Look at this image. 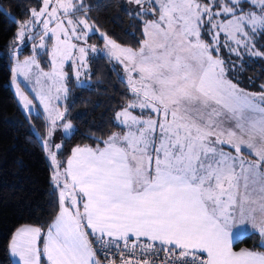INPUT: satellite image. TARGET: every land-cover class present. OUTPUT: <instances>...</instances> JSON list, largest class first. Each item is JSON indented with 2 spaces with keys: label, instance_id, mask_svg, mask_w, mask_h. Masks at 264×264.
I'll return each instance as SVG.
<instances>
[{
  "label": "snow or ice",
  "instance_id": "snow-or-ice-1",
  "mask_svg": "<svg viewBox=\"0 0 264 264\" xmlns=\"http://www.w3.org/2000/svg\"><path fill=\"white\" fill-rule=\"evenodd\" d=\"M43 2L47 11L50 0ZM130 2L143 5L145 0ZM158 3V20L146 24L147 38L138 51L108 41L110 54L127 62L128 83L136 97L117 113L127 130L110 134L102 148L76 147L62 186L57 164L52 179L60 189L58 215L42 249L40 227H21L15 233L11 254L19 264H41V255L47 264H100L84 227L99 245H106L105 237H110L127 247L129 237L137 242L144 237L148 243L141 246L142 253H155L159 247L175 257L173 264H264V252L232 247L233 228L238 225L250 224L264 237V92H245L227 79L224 62L212 54L218 50V32L213 33V44L201 39V25L207 22L206 31L219 28L248 48L251 38L245 25L251 26L253 34L264 35V0L216 3L224 15L232 16L225 23L213 22L219 12H213L211 0ZM57 4L67 13L71 0H57ZM0 11L7 15L2 6ZM31 15L44 12L33 9ZM55 15L53 10L50 16ZM80 23L88 27L86 21ZM50 31L58 44L62 43L59 32L68 36L60 22ZM249 51L264 56L254 46ZM79 52L83 65L85 49ZM62 58H70V53ZM133 73L138 79H133ZM54 75L63 78L64 73ZM21 97L28 108L32 101L22 93ZM41 102L47 110V102L43 98ZM129 108L148 109L155 117L140 118ZM62 118V113L50 116L53 125ZM62 127L67 132L72 125ZM47 135L51 137V129ZM220 144L230 145L237 155L225 153L217 147ZM242 146L255 159L246 161L240 155ZM49 155L56 163V155L51 151ZM121 264L131 261L122 258ZM137 264L151 261L145 258Z\"/></svg>",
  "mask_w": 264,
  "mask_h": 264
},
{
  "label": "trees",
  "instance_id": "trees-1",
  "mask_svg": "<svg viewBox=\"0 0 264 264\" xmlns=\"http://www.w3.org/2000/svg\"><path fill=\"white\" fill-rule=\"evenodd\" d=\"M222 1L225 0H211L212 10L220 9L216 3ZM200 2L209 3L210 0ZM42 3L43 0H0V6L7 12L6 15L0 11V264H15L10 255V243L19 228L26 225L40 227L44 233L59 212L60 189L52 179L54 173L42 143L48 124L39 113L27 115L11 87L17 33L21 25L32 19L31 10H39ZM158 12V5L153 3L130 6V0H80V5L68 14L72 18L85 19L94 26L96 32L88 37L87 43L95 46L97 52L89 58L86 85H77L68 66L63 120H70L75 129L70 136L60 140L57 155L60 177L76 147L102 148L103 141L110 134L123 131L116 121V114L133 99L121 76L122 65L104 52L103 36L124 47L139 50L145 40L144 28L149 22L158 20ZM208 28L207 22L201 25V39L213 44V29L209 32L206 31ZM252 36L254 47L264 53V35L255 33ZM35 39L32 42H36ZM32 42L23 44L18 52L19 58L35 55L44 67H49V51H34ZM234 42L220 35L215 42L218 50H213V56L224 62L228 80L248 92H262L264 56L237 55ZM82 203L79 204L81 210ZM84 230L89 240L95 238L87 227ZM258 243L257 234L246 235L236 240L234 248H256ZM41 264H46L44 259Z\"/></svg>",
  "mask_w": 264,
  "mask_h": 264
},
{
  "label": "rangeland",
  "instance_id": "rangeland-1",
  "mask_svg": "<svg viewBox=\"0 0 264 264\" xmlns=\"http://www.w3.org/2000/svg\"><path fill=\"white\" fill-rule=\"evenodd\" d=\"M65 2L67 3V0H65ZM145 3L157 4L159 7L158 0H145ZM130 4L132 5L133 3ZM79 5H80V0H71V7H69L67 13H65L63 8L58 7L57 0H50L47 6V11L44 10V2H43L42 7L39 10H37V12H44V15L39 17L32 16V19L29 22L24 23L26 27H24L23 37H20L18 35L21 30L20 27L16 38L17 46L13 53V58H12L13 79L11 81V87L17 97L20 106L27 115L31 113H39L43 115V117L45 118L48 124V130L49 129L52 130L51 137H49L46 134V137L44 138V140H42V143L45 147L47 160L49 162L51 169L53 170V173H55L56 171L57 164L59 165L57 159L59 147L56 148L54 147V145L59 146L60 140L64 136H70V134L75 129L73 123L68 119H64V120L63 118L56 119L55 125L52 124L50 119V116L52 118H55L58 113H62L63 117L66 114L64 105L68 92V82H67L68 66L71 68V72L76 80L77 85L80 86L86 85L88 83V78H89V58L91 55H94L97 52L95 46H91L87 43L88 37L92 33L96 32L94 26H91L85 19L72 18L68 15L69 13L73 12V10ZM53 10H55L56 12L55 17L50 16V13H52ZM258 11L259 8L257 6V12ZM213 12H219V15L213 17V22L215 23H225L227 22V20L232 19V18H226L227 16L224 15L222 9L221 10L214 9ZM69 20L72 21V24L68 23ZM80 21H86L88 27L86 28L84 24L80 23ZM58 22L62 24L63 28L68 30L67 37L63 34V32H59L60 41L62 42L60 44H58L57 42L56 34L50 31L51 29L56 28ZM45 23H47L48 30L45 29ZM73 27H75V33L72 32ZM248 27L251 26L245 25V30L249 33V37L251 38V43L249 47H252L254 46L253 45L254 43L252 42L253 33L251 28ZM217 32L219 33V36L220 35L227 36V34L224 31L220 30L219 28L213 29V33H217ZM77 37H79V39ZM34 38H36L35 39L36 42H32ZM103 38L105 40L104 52L112 59H116L115 56L110 54L111 45H108V41L109 40L113 41V40L106 36H103ZM238 38H240L242 41L244 40L243 37H238ZM27 42H32V47L34 51H38L40 53L45 52L47 50L49 51V56H48L49 58L48 63L50 64L49 67H44L42 65V62L39 61L37 58H35V55L34 57H28L25 59L19 58L18 52L20 49H22V46L24 47L23 44ZM215 42H218V39ZM114 43L118 45L116 42ZM69 44L75 45V47L68 48L67 45ZM41 45H43V47H41ZM235 45L236 47H245L243 43H241L240 45H237L235 43ZM118 46L122 48V46L120 45ZM80 48L85 49V55L83 57V65L81 64V60H80V52H79ZM93 48H95V51L92 50ZM54 51H56L55 55H54ZM69 53H70V58H62L63 56L68 55ZM25 61H29L30 63L27 66H24ZM124 63H125L124 65H126L127 62ZM59 71H62L64 73L63 78L54 75V73ZM77 73H79V76H77ZM132 75H133V79H135L134 73ZM121 76L124 79V81L128 84L129 89L131 91V87L128 83L129 72L126 70V67L124 66L122 69ZM136 79H138V77ZM58 89L61 90L58 91ZM63 89H66V91H64ZM21 93L23 94V96H26L28 100L32 101L31 105H29L28 108H25L24 106L25 102L21 97ZM41 98H43L47 102V110L45 107V103L41 102ZM122 110H119L117 113L121 112ZM128 111H130L132 115L144 119L150 116L147 115V112L149 111L148 109H145L142 112L139 108H129ZM153 117H155V115H153ZM156 118L159 119L158 117ZM116 121L119 125H121L124 128L125 131L127 130L124 125L120 124L117 118ZM65 123H70L72 125V128L69 129L67 132H65L64 128L62 127V125H64ZM49 151L53 152L56 155V163H53V161L51 160ZM68 202L69 200L65 201V206H69L70 203L67 204ZM45 239L46 237H44L43 235V238L41 239V245L39 246L41 247V249L43 248V242ZM10 255L11 257L13 256L11 254V243H10ZM42 259H44L45 263L47 264L46 257L41 255V261Z\"/></svg>",
  "mask_w": 264,
  "mask_h": 264
},
{
  "label": "built area",
  "instance_id": "built-area-1",
  "mask_svg": "<svg viewBox=\"0 0 264 264\" xmlns=\"http://www.w3.org/2000/svg\"><path fill=\"white\" fill-rule=\"evenodd\" d=\"M105 240L107 241L106 245H99L95 238L89 240L99 258L100 264H109V261H115V264H121L122 258L130 260L131 264H137V261H142L145 258L149 259L151 264H162L166 259L168 260V264H173L175 260L174 256L169 257L167 252L160 250L159 247H157L155 253H142L141 246L148 243L147 240L137 242L129 239L127 247L120 240H115L110 237H105ZM134 244L137 245L135 248H133Z\"/></svg>",
  "mask_w": 264,
  "mask_h": 264
},
{
  "label": "crops",
  "instance_id": "crops-1",
  "mask_svg": "<svg viewBox=\"0 0 264 264\" xmlns=\"http://www.w3.org/2000/svg\"><path fill=\"white\" fill-rule=\"evenodd\" d=\"M228 2V0H225V1H222V3H227ZM130 3H133V2H130ZM134 4V5H133ZM132 5L130 4V6H135V5H138V4H135V3H133ZM212 6V5H211ZM220 10H221V8H220ZM226 18H232V16H231V14H229V15H227V17ZM158 19V18H157ZM149 23H151V22H149ZM248 28H251V27H248ZM253 35V34H252ZM238 37H241V36H239V34H238ZM147 37H146V35H145V39H146ZM119 45V44H118ZM120 46H122V45H120ZM124 46H122V48H123ZM125 48H127V47H125ZM236 48V52H238L239 53V55H251L250 54V51H249V49H251L252 47H248V48H245V47H235ZM254 50L255 51H258L255 47H254ZM134 51H138V50H134ZM237 54V53H236ZM215 57V56H214ZM220 59V58H219ZM114 60H116L117 62H119L120 63V61L119 60H117V59H114ZM121 64V63H120ZM125 63H122L121 65H122V67L124 66V67H126V65H124ZM134 77H135V79L138 77V74L137 73H134ZM233 83V82H232ZM235 84V83H234ZM238 86V85H237ZM238 88H240L239 86H238ZM240 89H242V88H240ZM244 90V89H243ZM245 92H248V91H246V90H244ZM262 92H264V89H263V91ZM248 93H253V92H248ZM259 93H261V92H259ZM259 93H256V94H259ZM133 95V94H132ZM136 99V97H135V95H133V99H132V101L130 102V103H132L134 100ZM129 103V104H130ZM147 115H150V116H153V115H155V114H153V113H151L150 112V110L147 112ZM125 130H124V128H123V131H119V133H121V132H124ZM217 147L218 148H220V149H223V151L225 152V153H230L231 155H233V156H235V155H237L236 154V152H235V149L234 148H232L230 145H228V144H220V145H217ZM73 153V152H72ZM240 155L241 156H243L244 157V159L246 160V161H250V160H253V159H255V157H254V155L253 154H251L250 152H249V150L247 149V148H245V147H241V153H240ZM72 158V154H71V156L69 157V159H71ZM68 159V160H69ZM66 168H67V164H66V166H65V169H63V176L62 177H60L59 178V181H60V183H61V186L63 185V182L65 181V179H66V174H65V170H66ZM67 180H68V182L69 183H71V179H70V177H67ZM77 199H78V201H79V194L77 193ZM70 203V200H69V202L67 203V204H69ZM80 203H81V201H80ZM79 206V205H78ZM82 211V210H81ZM55 221V220H54ZM23 227H33V226H28V225H26V226H23ZM20 229V228H19ZM18 229V230H19ZM17 230V231H18ZM84 230V229H83ZM90 230V229H89ZM16 231V232H17ZM85 231V230H84ZM47 232V231H46ZM46 232H44V233H42L41 232V236H40V241H39V246L41 245V239L43 238V235H44V237H46ZM90 232H91V230H90ZM85 233H86V231H85ZM233 233H234V239H233V244H232V247H233V251H240V250H242V249H240V250H237V249H235L234 248V243L236 242V240L237 239H239V238H242V237H244V236H246V235H251V234H257L258 235V237H259V243H258V246L259 247H256V248H254V247H251L250 249H247V250H250V251H257V252H264V237H261L260 236V234H259V232H258V230H256V229H252V227H251V225L250 224H246V225H238V226H236V227H234L233 228ZM15 236V234L13 235V237ZM87 238H88V240H89V237L87 236ZM113 239H115V238H113ZM129 239L131 240H135V238L134 237H129ZM140 240H146V238H144V237H141L140 238ZM158 243V242H157ZM97 258V257H96ZM12 260H13V262L15 263V264H19V258L18 257H14V256H12Z\"/></svg>",
  "mask_w": 264,
  "mask_h": 264
}]
</instances>
